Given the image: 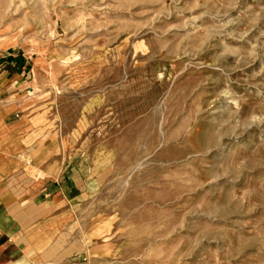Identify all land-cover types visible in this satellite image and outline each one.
Segmentation results:
<instances>
[{
    "label": "rangeland",
    "instance_id": "1",
    "mask_svg": "<svg viewBox=\"0 0 264 264\" xmlns=\"http://www.w3.org/2000/svg\"><path fill=\"white\" fill-rule=\"evenodd\" d=\"M0 51L84 191L79 264H264V0H0Z\"/></svg>",
    "mask_w": 264,
    "mask_h": 264
},
{
    "label": "crops",
    "instance_id": "2",
    "mask_svg": "<svg viewBox=\"0 0 264 264\" xmlns=\"http://www.w3.org/2000/svg\"><path fill=\"white\" fill-rule=\"evenodd\" d=\"M23 58L0 51V264H79L89 249L84 191L53 161Z\"/></svg>",
    "mask_w": 264,
    "mask_h": 264
}]
</instances>
